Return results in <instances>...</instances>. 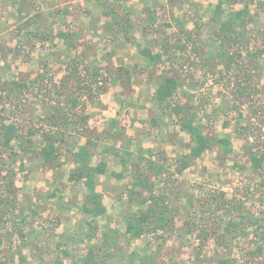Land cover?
I'll list each match as a JSON object with an SVG mask.
<instances>
[{"label": "rangeland", "instance_id": "374dc122", "mask_svg": "<svg viewBox=\"0 0 264 264\" xmlns=\"http://www.w3.org/2000/svg\"><path fill=\"white\" fill-rule=\"evenodd\" d=\"M104 1L118 11L116 16L128 11L134 21L127 6L130 0ZM223 1L228 10L234 4L251 5L253 21L238 30V42L230 48L223 42L220 23L210 25L201 43L198 35L164 24L173 20V13L163 12L157 26L134 31L137 40L123 30L124 43L117 44L121 39L117 32L94 35V30L86 28L76 48L66 54L57 33L78 27L80 22L74 21H103L94 0L85 4L81 0H0V75L4 79L19 77L22 81L43 73L61 86L75 60L88 85L96 70V86L106 88L105 92L91 90L72 76L69 81L76 107L61 93L43 86L13 96L6 114L23 125L24 134L32 125L39 127L42 118L59 105L75 118L81 114L89 118L85 136L78 131L62 146L60 166L46 165L34 150L20 152L17 140L10 150L0 151L4 163L10 161L0 175V264H59L58 260L84 264L90 247L97 249L98 257L113 253L110 264H133L132 256L135 264L143 256L149 264H218L221 258H231L235 264H264V224L258 232L241 216V212L254 213L264 219V172L260 180L250 168L251 142L264 149V0ZM125 5L127 10H123ZM133 7L135 17L153 14L151 9ZM66 10L70 13L65 16ZM147 48L160 54L168 66L161 71L156 63H147ZM230 53L240 56L228 61L226 54ZM162 72L180 79L181 86L170 103L196 113L205 134L227 136L231 153L224 154L215 146L183 172L178 171L177 159L189 152L191 143L178 115L159 116L160 110L153 106ZM86 134L96 143L93 163H108L99 185L108 211L95 220L80 208L86 186L68 178L75 166L71 151L86 143ZM39 137H34L33 148L40 145ZM15 153L21 156L11 157ZM141 156L167 167L163 174L150 173V181L156 194H167L175 216L168 231L159 229L131 238L125 232L126 220L142 206L139 199L148 194L133 186ZM4 175L13 180L11 190L3 187ZM133 189L136 195L131 199ZM219 195L224 207L215 215L204 214L208 221L202 225L214 231L204 239L196 226L202 222L201 201ZM218 218L222 219L220 228L215 223ZM233 219L241 222L229 232L225 227ZM89 222L97 229L91 231Z\"/></svg>", "mask_w": 264, "mask_h": 264}, {"label": "trees", "instance_id": "16d2710c", "mask_svg": "<svg viewBox=\"0 0 264 264\" xmlns=\"http://www.w3.org/2000/svg\"><path fill=\"white\" fill-rule=\"evenodd\" d=\"M218 8H220V6H218ZM245 11L246 10H242L237 13L238 16L236 17V20L234 19L222 22V29L224 30L223 42H225L229 48L238 42V39L235 35L240 34L238 31L242 29L240 27L246 29V21L242 23L243 19L241 20L243 15L242 12ZM124 14L125 15H121L124 17V19H121L122 17L119 15L115 16L118 20L123 21V29L130 31L131 20L128 17L129 13L125 12ZM247 19V23L253 21L252 18ZM58 36L64 40L69 49L73 50L76 48V42L78 38L76 32L61 31L58 33ZM258 51L261 53V50ZM145 55L150 59V61L156 64H158L162 58L160 54L152 53L150 48H147V50L145 49ZM235 55L240 56L239 53L226 54L228 58L227 60H234ZM69 73L71 74L67 76V80H65L61 86L56 85L53 76L47 77V75L44 76L43 73H39L34 79H22V81L19 77L17 79L14 77L11 79H4L0 75V151L5 150L6 152L10 150L13 146V143L17 140L20 152L25 154L30 150H34L38 153V156L46 165L60 166L63 164L60 161L62 157V146L67 143L68 138L72 136V134L77 133L78 131L80 134L85 133L84 129L88 124V115L81 114L75 118L70 115L67 109L60 107L59 105L54 107V110L51 113L45 115V118H42L43 122L39 124V127L32 125L24 134L21 133L23 125L18 121L9 119L6 112L9 103L11 104L13 96L18 97L21 94L23 96L26 94V92H33L36 89H40L41 86L46 87V89L50 92L54 90V93H61L67 98L68 102H70L73 107H76L77 97L73 95V89L70 87L71 81H69L72 76H74V79L77 81V83H79V85L84 83V85L89 86L91 90L97 88V90H100V92L106 91L105 87H101V85L96 86V83L99 82L96 77L98 74L96 70L93 71V82L91 80L90 85H88L84 78L80 77L81 72L77 68L75 60L72 63V71ZM126 76H128V73ZM178 88L179 81L176 76L162 72L159 77L158 87L155 91V99L157 104L156 108L160 110L159 116L170 115L173 117L174 115H178V121L181 125V128L189 135L191 143L190 150L188 153L183 154L177 159V169L179 172H183L185 169L193 165L194 162L207 150L217 146L224 154H228L232 152V146L231 141L227 136L218 137L215 135L205 134L202 130L201 124L197 121L198 117L196 113L190 109H186L184 105H180L177 102L172 104L170 103V100L175 96ZM152 123L156 124L155 118L152 119ZM37 134L40 136V145L33 148L34 137L37 136ZM86 136V143L80 144L76 150L71 151L75 166L70 169L68 178L70 181H83L85 184L88 194L85 197V201L81 210L88 216H91V220H95L107 212V208L103 203V193L98 191L96 187L98 177L101 174L106 173L108 163L104 160H101L96 164L93 163V155L96 143L89 137V135L86 134ZM251 143L250 168L254 172L255 176L262 180L264 172V149L261 148V146L257 143ZM18 155L21 156L19 153H15L11 155V157L16 158ZM139 158L141 159V162L138 164V168L135 169L133 186H139L144 190L146 189L148 194L139 199V204H142V206H139L137 209L131 212L128 219L126 220L125 232L131 238H139L147 233H152L159 229L168 231V228H171L173 225V219L175 216L174 207L169 205L167 194H156L154 191L153 182L150 181V173L158 175L163 174L168 170L167 167L163 164H156L152 159H147L143 156ZM4 161L0 155V175L4 169L6 170L5 166L10 165L9 160L6 164ZM21 164H23V162ZM9 176L10 175H4L3 187H7V189L11 190V186H13V180ZM135 195L136 191L134 189L131 190L130 198L134 199ZM222 195H219L218 197H210L209 199H204L201 201L203 206L200 209L202 222L197 223L196 226L199 228V233L204 239H209L210 235L214 232L206 229L207 224L202 225L204 222L208 221L204 214L208 213L215 215L224 207ZM3 208H5V206ZM241 216L248 221V224L250 223L257 229L258 232H260L262 229L261 227L264 224V219H262L261 216L254 213L243 212H241ZM221 221V218L215 220L218 228L221 227ZM240 222L235 219L229 221L228 225L225 227V230L229 232H231L230 230L232 229L235 230ZM88 225L91 231L97 229L96 224L89 222ZM20 233L22 235V232ZM112 240L114 241V239ZM64 254L68 255V252L64 251ZM113 256V253L108 251L107 253L98 257L97 249L90 247L87 250L85 257L82 259V262L84 264H110L109 262ZM135 260V257L132 256L131 262L133 264L136 263ZM58 263L62 264V261L58 260ZM149 263V258H147V256L140 257L139 261H137V264ZM3 264H5L4 261ZM218 264H235V261L231 258H221L219 259Z\"/></svg>", "mask_w": 264, "mask_h": 264}, {"label": "crops", "instance_id": "0c3cea01", "mask_svg": "<svg viewBox=\"0 0 264 264\" xmlns=\"http://www.w3.org/2000/svg\"><path fill=\"white\" fill-rule=\"evenodd\" d=\"M94 1H95L94 5L96 6L97 11L102 15L101 19H103V21L98 20V19L93 20L92 18L88 19L86 21V23H83L80 20L74 21V23L80 22V24L78 25V27H77V25H75V29H71V31L76 32L78 37L83 35V33H84L83 30L86 28L94 30V32H93L94 35H97L100 33H107V32H117L118 35L121 36V39H118L117 44L120 42L124 43L125 40H122V38H126V34L123 31V30H125V29H123V21H120L116 18V16H113V14L115 15V13H116V12L114 13V11H116V10H114L115 8H113V11H112L111 8L107 7L104 0H94ZM81 2H83V4H85L86 0H81ZM129 3H130V5H127V6H129L131 8H130V10L129 9L128 10L131 13L130 15L134 16V21L132 18H130L131 19V25H130L131 36H130V38L133 40H137L134 37L136 34L134 31L139 30V29H141L143 31L144 29H146V27H149L152 25L157 26L160 23L159 22V18H160L159 14L163 13V12H168V13L172 12L173 13V20L169 19L168 22H166L164 24H166L167 26H171L176 31L180 30V31H185L188 34L193 33L194 35H198L197 38L199 39V41L201 43H204V40H203V39H205L204 37L208 36L206 30H210L211 29L210 25L213 24L214 22L216 24L220 23V26H221L222 22H224V21L234 20V19L236 20V17L238 16L237 13H239L242 10H246L245 12H242L243 15H242L241 20L243 19L242 23L246 21L245 26L248 27L249 25L247 23V18H245V17L247 16L250 18V16H251V12H250L251 11V9H250L251 5L243 4V5L235 6L236 4H234V5H231L230 9L228 10L225 8L223 0H176V2H174V0H172V2H169V0H130ZM133 5L138 6V8H140L144 11L145 10L150 11V9H151V10H153V14L148 15L147 13H144V15H141L140 13H138L139 14L138 16H140V17H135V14H137V11H136L135 7H133ZM158 6H159V8L161 6H164L163 7L164 9H160L161 11H156L158 9ZM218 6H220V8H218ZM123 8H124L123 10H127L126 5ZM70 11L72 12L73 9ZM70 11L69 10L64 11L65 16L68 15L70 13ZM126 12H128V11H126ZM145 14L148 16H145ZM106 15H109V16L107 17ZM90 16H93V14H91ZM136 18H139V19H136ZM66 20H67V18H65L63 21L66 22ZM61 31H66V30H63V29L59 30V32H61ZM201 31H202V33H201ZM196 32H199V33H196ZM58 33H57V35H58ZM57 38L59 40H61V42H63V44H65L63 39H61L59 36ZM64 48L66 49L65 53L69 54L71 49H69L67 45ZM154 54H156V53H154ZM145 57H146V59H148L147 63L152 62V61H150V59L146 55H145ZM71 58H73V57H71ZM165 63L166 62L160 61L158 64H156V66L162 71L169 64V62H167L168 64H165ZM163 64H164V66H163ZM110 72L112 73V71H110ZM176 78H177V76H176ZM128 79H129V77H127V80ZM177 79L179 81V88H180V86H181L180 79L179 78H177ZM158 82H159V80H158ZM157 87H158V85H157ZM179 88H178V90H179ZM119 104L121 105L122 101ZM153 104H154L153 106L155 108L157 106L156 99H155V93H154V103ZM106 174H107V170H106L105 174H101L98 177L96 188L100 192H102V190L99 189V185L101 184V181H102L101 178H102V175H106ZM87 194H88V190H86V193L83 196V199H82L83 201H82V204L80 206L81 209L83 207L85 197ZM103 203H104V201H103ZM106 208H107V206H106ZM107 211H108V209H107Z\"/></svg>", "mask_w": 264, "mask_h": 264}]
</instances>
